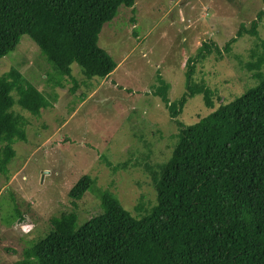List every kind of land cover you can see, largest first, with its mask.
I'll list each match as a JSON object with an SVG mask.
<instances>
[{
  "label": "trees",
  "instance_id": "16d2710c",
  "mask_svg": "<svg viewBox=\"0 0 264 264\" xmlns=\"http://www.w3.org/2000/svg\"><path fill=\"white\" fill-rule=\"evenodd\" d=\"M135 3L0 0V59L15 51L27 35L56 72L55 86L64 89L72 81L70 91H77L71 68L76 64L89 89L93 79H107L119 65L99 45L105 24L114 20L120 7L134 12ZM262 3L257 20L250 29L243 26L238 38L257 37L264 17ZM131 23L136 25L133 19ZM235 41L226 44L227 54ZM215 50L217 45L206 40L188 59L186 93L177 101L169 100L170 86L160 78L153 91L178 130L170 158L144 166L156 203L140 202L134 216L115 195L102 192L100 215L82 225L74 212L52 218L46 236L25 248L15 264H264V41L250 50L244 64L257 86L217 108V93L194 79L197 64ZM196 96L212 112L198 115L195 124L186 126L180 116ZM86 97L81 93L80 102ZM55 100L15 68L0 77V176L8 178L16 156L14 145L28 142L29 121L15 106L36 118ZM118 168L126 169L127 163L112 169ZM94 185L90 176L82 177L69 198L75 204ZM10 198L12 219L22 222L20 207L25 204Z\"/></svg>",
  "mask_w": 264,
  "mask_h": 264
},
{
  "label": "rangeland",
  "instance_id": "374dc122",
  "mask_svg": "<svg viewBox=\"0 0 264 264\" xmlns=\"http://www.w3.org/2000/svg\"><path fill=\"white\" fill-rule=\"evenodd\" d=\"M262 10V0H136L134 12L120 7L99 38L101 48L119 63L117 69L107 79H93L87 89L81 68L73 64L79 85L75 93L72 81L64 89L54 85L52 65L24 35L15 51L0 59V77L15 68L56 100L36 118L15 106L29 121L28 142L14 145L8 178L0 176V264L21 260L22 251L45 237L51 219L62 213L74 212L79 225L100 215L102 192L115 195L134 216L140 202L154 205L144 166L166 162L178 134L165 105L153 96L159 78L170 86L169 100L180 99L186 93L188 59L211 40L218 50L197 64L194 79L217 93L215 107L256 87L258 81L244 64L250 50L264 41V17L257 37L238 38V32L243 26L250 29ZM233 39L227 54L224 48ZM83 92L87 97L80 102ZM211 112L196 96L188 100L180 121L193 125L198 115ZM125 163L124 170L112 169ZM84 176L95 185L74 204L69 192ZM11 195L25 204L22 222L12 219Z\"/></svg>",
  "mask_w": 264,
  "mask_h": 264
}]
</instances>
